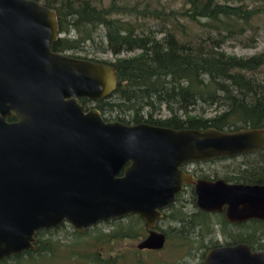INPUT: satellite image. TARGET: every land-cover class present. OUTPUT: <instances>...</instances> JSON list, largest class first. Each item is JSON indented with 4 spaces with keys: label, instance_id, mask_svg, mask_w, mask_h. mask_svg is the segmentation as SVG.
Masks as SVG:
<instances>
[{
    "label": "water",
    "instance_id": "water-1",
    "mask_svg": "<svg viewBox=\"0 0 264 264\" xmlns=\"http://www.w3.org/2000/svg\"><path fill=\"white\" fill-rule=\"evenodd\" d=\"M58 36L53 8L0 0V260L32 249L37 231L63 222L80 232L136 214L153 228L183 184L193 186L199 209L264 220V184L193 180L181 169L263 149V128L105 121L80 99L110 94L113 67L53 51ZM163 243L151 230L136 246ZM204 264H264V253L236 243L206 251Z\"/></svg>",
    "mask_w": 264,
    "mask_h": 264
},
{
    "label": "trees",
    "instance_id": "trees-1",
    "mask_svg": "<svg viewBox=\"0 0 264 264\" xmlns=\"http://www.w3.org/2000/svg\"><path fill=\"white\" fill-rule=\"evenodd\" d=\"M35 1L55 10L59 36L52 43L53 51L64 53L92 44L94 51L108 52L115 57L110 62L81 57L109 64L114 69V89L104 98L91 102L105 121L145 122L173 129H264V76H261L264 74V48L249 56L229 55L221 49L226 41H237L247 47L255 44L258 33L264 29V4L251 6L243 1L228 4L218 0H184L178 8L165 11L158 2V8H150L148 2L141 7L139 0H132V4L123 0ZM138 18L158 20L162 35L156 37L152 30L136 21ZM258 21H262L261 25ZM70 32L74 33L73 37ZM133 50L138 52L119 56ZM80 101L90 103L84 98ZM212 106L214 113L203 116L205 109ZM195 109L197 112L192 113ZM162 110L167 115L156 118ZM238 158L240 161L235 163L238 164V177L252 184H264V148L242 153ZM225 159L204 161L207 164ZM222 168L231 169L224 165ZM177 211L164 213L162 218L179 223L183 217ZM179 214L184 215L180 211ZM122 218H130L131 222L118 223L108 241L138 236L140 229L146 230L136 214L100 222ZM217 222L226 228L223 231L224 237L229 239L226 242H245L264 251V220L249 219L238 225H245L242 231H234L235 225L231 226L223 216ZM62 226L70 225L63 222L57 229ZM179 227V239L187 238L185 232L190 229L185 227L196 228L200 234L204 231L192 220ZM57 229L37 231L35 242L55 246L67 243L76 247V240L65 243L61 236L49 234ZM70 231L78 235L72 227ZM162 231L167 239L169 233ZM93 238L97 241L98 236ZM83 258L103 257L94 252ZM9 259L2 261L10 264L8 262L12 260Z\"/></svg>",
    "mask_w": 264,
    "mask_h": 264
},
{
    "label": "rangeland",
    "instance_id": "rangeland-1",
    "mask_svg": "<svg viewBox=\"0 0 264 264\" xmlns=\"http://www.w3.org/2000/svg\"><path fill=\"white\" fill-rule=\"evenodd\" d=\"M127 1V4H132V0H123ZM140 6H144L146 2L150 5V8H158L159 5H163L165 8V11L173 10L178 8L184 0H139ZM219 2H224L228 4H238V2H245L248 5L251 6H259L264 4V0H218ZM106 2V1H105ZM137 22H141L143 24L142 27L148 28L152 30L156 35V37H160L162 35V32L160 31L161 23L158 20L148 19V18H138L136 20ZM262 21H258V24L261 25ZM101 34V32H100ZM70 37L74 36L73 32H70ZM99 37H96L95 39L98 40ZM264 48V29H261L258 33V36L256 37L255 44L251 47H247L244 44H240L237 41H226L224 44H222L221 49L226 52L229 55H236V56H249L255 52H258ZM138 51L133 50L129 52H122L119 56H130L133 54H136ZM66 54L70 56H76V57H89L98 59L101 61L110 62L113 61L115 57H113L108 52H99L93 50V45H85L84 48L75 49L74 51H66ZM261 76H264L263 73H261ZM88 106L93 107V103H88ZM214 107L206 108L203 116H211L214 111ZM197 109L192 111V113L197 112ZM167 115V113L162 110L156 118L162 119ZM240 161V158H229L225 159L223 161H215V162H209L207 163L211 167L214 168H221V166L224 165V168H229L233 166L236 162ZM189 167V165H188ZM184 200L176 201L173 206L165 211V213L173 212L175 209H178L180 212H183L184 215H180L179 211H177V214L183 219L179 221V223H175L174 221L170 219H160L156 223V228L160 232L161 230L167 231L169 234V237L165 238V245L163 248H161L160 251L152 253V254H145V253H139V255H136L135 250V244L142 239L146 233L145 229H140L138 232V236L134 237H127V238H112L110 241V235L112 232L117 228L118 223H126L129 221L130 218H122L117 219L111 222H99L95 226H91L86 228L83 232H77L78 235L71 233V227L70 226H62L58 228L56 231H52L49 234L52 233L51 236L59 237L62 240V242H73V240H76V247L77 245H81L79 247V252L76 251H67V257L65 260L63 259L60 263L56 264H77L75 262L76 258L78 259V256L76 255H88L89 253L99 252L102 254L101 257H106V254L109 252L111 253H118L117 258H123L124 255H126L125 259H132V258H143L146 260L147 264H200V257L202 254V250L199 249L200 244H205L212 241L217 242H223L222 235L220 234V230L222 228V231H226V228L224 226L220 225V228H218L214 224V220L212 219V223H209V227L205 228L203 232L198 233L196 228H190L189 232H185L186 239H179L180 231L179 226L181 225H187L190 220L194 222V218H192V213H194L193 204L192 202L187 199L183 198ZM196 217V216H195ZM131 220V219H130ZM131 222V221H129ZM247 228V227H246ZM244 228L243 231L246 230ZM243 229V228H242ZM241 229V231H242ZM234 231H236V228H234ZM214 234V235H212ZM98 236V239L102 238L101 240L94 241V236ZM181 235H183L181 233ZM226 241L229 239L224 237ZM67 244V243H66ZM121 244L120 246H118ZM118 246V247H117ZM115 248V249H112ZM126 248V250L124 249ZM112 249V250H111ZM111 250V251H110ZM129 251V252H127ZM125 253V254H124ZM70 254V255H69ZM56 258H60L59 255L56 256ZM84 264V263H83ZM85 264H90L88 262H85Z\"/></svg>",
    "mask_w": 264,
    "mask_h": 264
},
{
    "label": "flooded vegetation",
    "instance_id": "flooded-vegetation-1",
    "mask_svg": "<svg viewBox=\"0 0 264 264\" xmlns=\"http://www.w3.org/2000/svg\"><path fill=\"white\" fill-rule=\"evenodd\" d=\"M64 54H66V53L64 52ZM73 57H76V56H73ZM79 58H81V57H79ZM81 103H83V102H81ZM83 105L86 108H90V106H88V104H83ZM234 156H232V157L238 158L239 156H241V154L234 155ZM218 158H221V157H218ZM226 159H227V157H226ZM205 162L206 161L189 162V163L183 164L181 166V169L185 173H189L193 180L199 179V180L214 181V180L219 179V180H223L226 183L252 184L251 182L243 181L240 179V177H238V173L236 172V170H237L236 167L238 164H234L233 166H231V169H229V170H223L222 166H221V168L219 167L216 169L213 166L211 167L210 165L206 164ZM188 165H189V167H188ZM177 194H178V196L176 197ZM183 198L189 199L193 204V209L195 212L190 214V215H192V218H194V222H197L198 226L200 224V228H203L205 230V228L209 227V223H212V219H213L214 224L217 227V231L215 234H217L218 228H220V225L217 222V220L220 219L221 216H223V218L226 219V217L224 216V207L220 211H205L203 209H199L196 205V196H195V193L193 190V186L191 184H183L182 189L178 193L175 194L173 201L161 210V217L156 220L155 226L153 228L145 226L146 227V234L143 238H145L148 235V232L151 230H155V231L159 232L156 228L157 221L160 219H163L162 217H163V214L165 213V211L169 210L176 201L184 200ZM247 220H249V219L242 220V221H229V220H227V221L229 222V224H231V226L235 225L234 227L236 228V231H241V229L245 225H243L241 227H238V225L245 223V221H247ZM57 227L52 228V229L55 230V229H57ZM219 230H220V234L222 235V238L224 240L223 242L214 241L211 243H205V244L199 245V249L202 250V254H201L200 262H199L200 264H204V255H205L206 251H208V250L220 248V247H224V246H231V245H234L236 243H245V242H240V241L235 242V243L226 242L224 239V234H223L224 232L222 231V228ZM160 233L163 234L164 241H165L164 232L161 230ZM212 235H214V234H212ZM142 239H140V240H142ZM245 244H247V243H245ZM120 245L121 244H119L118 246H120ZM136 245H137V243L135 244V250H136L135 254L139 255V253L152 254V253L158 252L161 250V248L164 247L165 243H163L162 247L159 249L137 248ZM247 245L249 246V244H247ZM80 246L77 245V247H73V246L67 245V244H56V246H55V244L48 243V242L39 244V243H36L35 239H34L32 249L21 250L17 254L9 255L8 257H5V258H10L12 260L11 262H8L10 264H56V263H60L63 259L65 260V258H68L67 257L68 256L67 255L68 250L79 252ZM249 248L251 251L264 253L263 250H260V249L257 250L255 248L250 247V246H249ZM112 249H115V248H112ZM124 249L126 250V248H124ZM127 252H129V251H127ZM96 254H98L99 256H102V254L99 252H96ZM57 255H59L60 258H56ZM117 255H119V254L109 252L108 254H106V257L99 258V259H92V258L88 259V258H83V255H76V256H78V259L76 258L75 262L77 264H83V263L85 264V262H88L90 264H147L146 263L147 261L144 260L143 258H141V259H138V258L125 259L124 257L126 255H124L123 258H120V257L117 258L116 257ZM23 258H26V259H23ZM3 259L0 260V264H4L5 261H2Z\"/></svg>",
    "mask_w": 264,
    "mask_h": 264
}]
</instances>
